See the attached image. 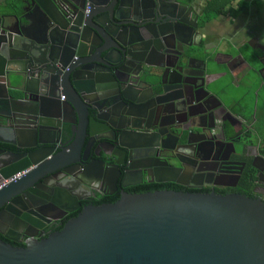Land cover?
<instances>
[{"label":"water","instance_id":"1","mask_svg":"<svg viewBox=\"0 0 264 264\" xmlns=\"http://www.w3.org/2000/svg\"><path fill=\"white\" fill-rule=\"evenodd\" d=\"M150 2L21 0L0 8V145L26 150L27 159L0 149V233L4 227L26 239L25 247L0 239V264H264L260 199L170 190L123 194L115 203L84 207L51 234L46 228L54 217L36 205L26 217L17 202L32 203L35 187L64 167L101 177L108 171L102 155L115 158L119 169L124 152L122 165L132 170L136 150L151 147L133 138L111 144L113 151L89 146L103 138L96 123L115 130L102 114L142 119L153 107L141 86L151 84V69L165 70L171 38L187 47L185 53L198 47L190 42L197 21L182 17L184 7L173 12ZM201 62L208 74V61ZM30 141L35 144H25ZM60 143L67 148L58 157L46 151L33 158ZM32 166L36 176L14 178ZM254 167L264 178V167ZM66 174L76 178L74 171ZM161 174L176 181L178 173ZM70 190L62 185L60 194ZM50 195V208L58 211V195ZM5 215L16 221L7 225Z\"/></svg>","mask_w":264,"mask_h":264},{"label":"flooded vegetation","instance_id":"2","mask_svg":"<svg viewBox=\"0 0 264 264\" xmlns=\"http://www.w3.org/2000/svg\"><path fill=\"white\" fill-rule=\"evenodd\" d=\"M204 1L151 0L150 3L155 2L156 7L162 5L173 12L184 7L182 17L191 23L197 21L195 38L190 42L198 44V47L185 53L187 47L183 43L174 38L168 41L170 45L165 70L151 69L155 74L151 84L141 86L144 96L152 100L153 106L144 111L142 119H131L122 114L112 117L107 112L102 117L110 120L115 130L101 122L95 124L103 138L92 140L90 147L100 146L113 151L111 144H128L131 138L151 145L150 148L136 150L140 158L133 160V157L130 162L132 170L122 165L128 162L126 153L119 152V169L113 166L115 158L102 155L108 166L103 176L82 175L75 171L79 168L77 166L68 168L76 175V178H71L64 167L47 176L45 185L35 187L33 204L17 200L27 208L23 212L26 217H32L34 205L54 217L47 224L46 234L53 233V229L78 215L84 207L111 204L123 194L170 190L222 196L243 195L264 202V178H258V171L254 167H264V120L259 108L260 105L264 107V43L246 56L241 52V46L250 45L252 40L242 33L239 38L225 43V52H217L220 46L225 45H216L213 39L210 40V21L205 15ZM208 44L214 47L209 49ZM185 54L188 58H185ZM203 60L208 61V74L205 75ZM154 62L160 64L161 60L155 59ZM255 89L261 91L263 100L257 97L255 102L252 101ZM193 90L197 91L196 97ZM25 144L33 145L35 142ZM65 148L67 146L60 143L54 149H42V153H37L33 158L37 160L46 151L52 153V158L58 157ZM0 149L18 152L23 161L27 160L23 156L26 150L18 151L1 145ZM74 159L76 157L67 159V163ZM34 167L16 174L14 178H21L27 173L36 176ZM164 170L177 172L176 181L167 180L161 174ZM3 183L0 178V186ZM62 185L72 189L67 196L60 194ZM87 185H92L93 189ZM50 193L58 195L60 201L54 202L60 208L58 211L50 208L53 205ZM3 218L9 226L16 221L10 215ZM1 229L4 234L0 233V239L16 247L25 245V238L13 236L4 227ZM5 235L19 242L9 241Z\"/></svg>","mask_w":264,"mask_h":264},{"label":"crops","instance_id":"3","mask_svg":"<svg viewBox=\"0 0 264 264\" xmlns=\"http://www.w3.org/2000/svg\"><path fill=\"white\" fill-rule=\"evenodd\" d=\"M20 1L21 0H0V8L1 10H5L7 8L5 4H8V6H18ZM230 1L231 8L237 10L240 0ZM204 2L205 8L207 0ZM250 2V9L246 14L233 17L228 13L210 17L209 33L212 35L210 40L212 41L213 39L216 45L219 43L225 45V43L230 42V40L232 41L233 38H239L242 33H246L249 40H252L250 45L245 44L241 46V52L246 54V56L254 49H257L260 44L264 43V0H251ZM226 45L220 46L217 52H225ZM206 46L211 49L213 44H208ZM261 94L260 90L255 89L252 92V101L255 102L257 97L263 100V95ZM259 108L263 112L261 117L264 120V107L260 105Z\"/></svg>","mask_w":264,"mask_h":264},{"label":"trees","instance_id":"4","mask_svg":"<svg viewBox=\"0 0 264 264\" xmlns=\"http://www.w3.org/2000/svg\"><path fill=\"white\" fill-rule=\"evenodd\" d=\"M251 0H240L238 3V9L233 10L231 8V1L230 0H207L206 7H205V15L207 19L210 17L225 15L230 13L233 17H237L241 14H246L249 12ZM118 201V200H117ZM115 203V202H113ZM77 214L74 215L76 217ZM73 217H70V219ZM67 222V221H66ZM65 224H62L60 227L53 229L52 232H57L62 230ZM26 245L22 246L25 247Z\"/></svg>","mask_w":264,"mask_h":264},{"label":"built area","instance_id":"5","mask_svg":"<svg viewBox=\"0 0 264 264\" xmlns=\"http://www.w3.org/2000/svg\"><path fill=\"white\" fill-rule=\"evenodd\" d=\"M63 99H64V97H63Z\"/></svg>","mask_w":264,"mask_h":264}]
</instances>
